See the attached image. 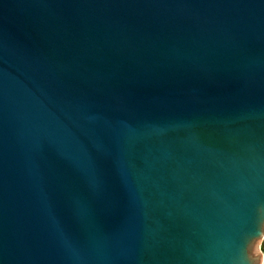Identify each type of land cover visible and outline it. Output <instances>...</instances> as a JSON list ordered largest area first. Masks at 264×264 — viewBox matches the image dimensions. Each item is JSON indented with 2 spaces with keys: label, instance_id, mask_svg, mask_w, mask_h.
<instances>
[{
  "label": "water",
  "instance_id": "1",
  "mask_svg": "<svg viewBox=\"0 0 264 264\" xmlns=\"http://www.w3.org/2000/svg\"><path fill=\"white\" fill-rule=\"evenodd\" d=\"M263 238L264 0H0V264Z\"/></svg>",
  "mask_w": 264,
  "mask_h": 264
},
{
  "label": "rangeland",
  "instance_id": "2",
  "mask_svg": "<svg viewBox=\"0 0 264 264\" xmlns=\"http://www.w3.org/2000/svg\"><path fill=\"white\" fill-rule=\"evenodd\" d=\"M264 238L262 240H260L256 245H255V251H256V254H257V257H260L261 258V262L260 264H264V254L262 253V255L260 254V251H261V244L263 242ZM262 252V251H261Z\"/></svg>",
  "mask_w": 264,
  "mask_h": 264
},
{
  "label": "trees",
  "instance_id": "3",
  "mask_svg": "<svg viewBox=\"0 0 264 264\" xmlns=\"http://www.w3.org/2000/svg\"><path fill=\"white\" fill-rule=\"evenodd\" d=\"M261 251H262V253L264 254V240H263V242H262V244H261Z\"/></svg>",
  "mask_w": 264,
  "mask_h": 264
}]
</instances>
